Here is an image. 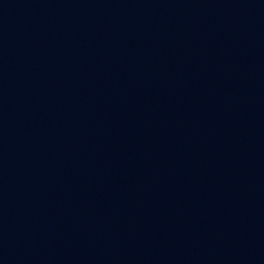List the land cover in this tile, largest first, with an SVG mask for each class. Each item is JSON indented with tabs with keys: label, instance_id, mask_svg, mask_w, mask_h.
Listing matches in <instances>:
<instances>
[{
	"label": "water",
	"instance_id": "obj_1",
	"mask_svg": "<svg viewBox=\"0 0 264 264\" xmlns=\"http://www.w3.org/2000/svg\"><path fill=\"white\" fill-rule=\"evenodd\" d=\"M198 0H0V40L144 8Z\"/></svg>",
	"mask_w": 264,
	"mask_h": 264
}]
</instances>
